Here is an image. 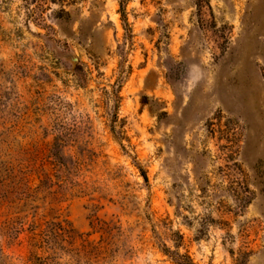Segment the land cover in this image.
<instances>
[{
    "label": "rangeland",
    "instance_id": "obj_1",
    "mask_svg": "<svg viewBox=\"0 0 264 264\" xmlns=\"http://www.w3.org/2000/svg\"><path fill=\"white\" fill-rule=\"evenodd\" d=\"M124 7L0 0V264H264V0Z\"/></svg>",
    "mask_w": 264,
    "mask_h": 264
},
{
    "label": "trees",
    "instance_id": "obj_2",
    "mask_svg": "<svg viewBox=\"0 0 264 264\" xmlns=\"http://www.w3.org/2000/svg\"><path fill=\"white\" fill-rule=\"evenodd\" d=\"M126 1L127 0H121L122 13H123L124 18H126L125 7H124ZM199 6L202 7V4L199 3ZM66 232L69 233V230H67ZM45 243L46 244L49 243V238L48 237L42 238V239H36V237H33V239H32V245L34 247L42 248V244H45ZM70 244H73V242H70ZM0 250H1L0 252H1V255H2V249H0ZM179 260H181V264H193L186 257H181ZM24 264H58V263L55 261L54 257L52 255H50V254L47 255V256H44V255H41L39 253H31L28 256V258L25 260Z\"/></svg>",
    "mask_w": 264,
    "mask_h": 264
}]
</instances>
